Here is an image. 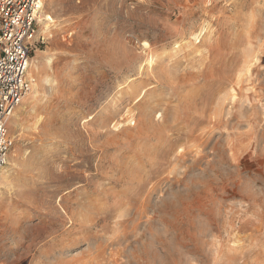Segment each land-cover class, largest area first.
<instances>
[{
	"label": "rangeland",
	"instance_id": "374dc122",
	"mask_svg": "<svg viewBox=\"0 0 264 264\" xmlns=\"http://www.w3.org/2000/svg\"><path fill=\"white\" fill-rule=\"evenodd\" d=\"M41 23L0 264H264V0H46Z\"/></svg>",
	"mask_w": 264,
	"mask_h": 264
},
{
	"label": "built area",
	"instance_id": "2783aa9c",
	"mask_svg": "<svg viewBox=\"0 0 264 264\" xmlns=\"http://www.w3.org/2000/svg\"><path fill=\"white\" fill-rule=\"evenodd\" d=\"M46 0H0V174L12 147L9 121L32 90Z\"/></svg>",
	"mask_w": 264,
	"mask_h": 264
},
{
	"label": "bare ground",
	"instance_id": "6f19581e",
	"mask_svg": "<svg viewBox=\"0 0 264 264\" xmlns=\"http://www.w3.org/2000/svg\"><path fill=\"white\" fill-rule=\"evenodd\" d=\"M200 43V41L198 42V44ZM144 46H146V47H149L150 45H149V43L148 42H145L144 43ZM184 43H180V42H178V43H175L174 45H172L171 47H169L168 49H166V50H164V52H163V55L164 56H171V55H174V54H177V53H179L180 51H182L183 49H184ZM34 65V64H33ZM33 65H32V67H33ZM34 85V84H33ZM33 88V87H32ZM27 97V96H26ZM25 97V98H26ZM24 98V99H25ZM23 99V100H24ZM23 102V101H22ZM19 107V106H18ZM18 109V108H17ZM19 110V109H18ZM13 116H14V118H15V116H16V111L14 112V114H13ZM12 119V118H11ZM14 120V119H13ZM11 121V120H10ZM10 121H9V123H10ZM143 135V134H142ZM147 136L145 135V137L144 138H146ZM152 137V136H151ZM141 138H142V136H141ZM152 148V147H151ZM149 151V150H148ZM134 152V151H133ZM147 152V151H146ZM135 153H137V152H135ZM140 154V153H139ZM141 155V154H140ZM136 157V156H135Z\"/></svg>",
	"mask_w": 264,
	"mask_h": 264
}]
</instances>
